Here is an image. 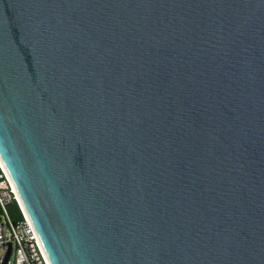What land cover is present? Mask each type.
<instances>
[{
  "label": "water",
  "instance_id": "water-1",
  "mask_svg": "<svg viewBox=\"0 0 264 264\" xmlns=\"http://www.w3.org/2000/svg\"><path fill=\"white\" fill-rule=\"evenodd\" d=\"M0 157L51 264H264V0H0Z\"/></svg>",
  "mask_w": 264,
  "mask_h": 264
},
{
  "label": "built area",
  "instance_id": "built-area-1",
  "mask_svg": "<svg viewBox=\"0 0 264 264\" xmlns=\"http://www.w3.org/2000/svg\"><path fill=\"white\" fill-rule=\"evenodd\" d=\"M17 204L21 218L15 220L9 207ZM51 264L29 218L16 186L0 157V264Z\"/></svg>",
  "mask_w": 264,
  "mask_h": 264
},
{
  "label": "trees",
  "instance_id": "trees-1",
  "mask_svg": "<svg viewBox=\"0 0 264 264\" xmlns=\"http://www.w3.org/2000/svg\"><path fill=\"white\" fill-rule=\"evenodd\" d=\"M10 206H12L14 213H16V217H15L16 220L20 219L21 213H20V210H19V207L17 206V204H12Z\"/></svg>",
  "mask_w": 264,
  "mask_h": 264
},
{
  "label": "rangeland",
  "instance_id": "rangeland-1",
  "mask_svg": "<svg viewBox=\"0 0 264 264\" xmlns=\"http://www.w3.org/2000/svg\"><path fill=\"white\" fill-rule=\"evenodd\" d=\"M9 212H10V215L12 216V218L16 220V218H15L16 213H14L12 206L9 207Z\"/></svg>",
  "mask_w": 264,
  "mask_h": 264
}]
</instances>
